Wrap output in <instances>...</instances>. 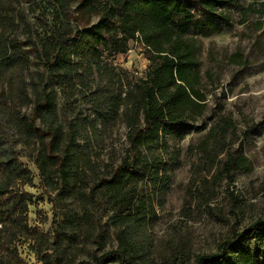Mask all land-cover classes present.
Masks as SVG:
<instances>
[{
	"label": "trees",
	"instance_id": "trees-1",
	"mask_svg": "<svg viewBox=\"0 0 264 264\" xmlns=\"http://www.w3.org/2000/svg\"><path fill=\"white\" fill-rule=\"evenodd\" d=\"M201 2L213 13L219 0ZM27 4L34 25L21 1L0 0V264H29L19 241L40 264H264V217L200 254L182 242L180 224L162 240L152 229L154 202L161 205L169 184L165 159L176 155L167 136H184L208 107L188 34H220L228 18L175 23L165 0ZM247 10L264 18V0ZM137 45L149 65L129 77L112 59ZM119 124L127 147L118 164H105L104 136ZM195 129L206 133L188 147L197 162L184 218L192 202L213 213L222 182L251 169L243 144L232 149L239 128L231 116ZM34 178L50 199V232L27 223L35 195L25 187Z\"/></svg>",
	"mask_w": 264,
	"mask_h": 264
},
{
	"label": "rangeland",
	"instance_id": "rangeland-1",
	"mask_svg": "<svg viewBox=\"0 0 264 264\" xmlns=\"http://www.w3.org/2000/svg\"><path fill=\"white\" fill-rule=\"evenodd\" d=\"M19 1L20 8L34 25V15L29 12L27 0ZM259 1L219 0L212 13L201 0H165L174 13L175 23L185 20L205 22L209 19L218 22L222 21V16L228 18L230 26L224 27L220 34L204 38L193 29L188 34L198 56L201 89L208 105L203 119L194 127L204 124L209 128L219 114L231 116L239 128L232 149H237L241 142L242 152L251 163L249 172L233 173V183L227 180L222 182L218 197L210 204L213 213L203 207L196 208L192 202L189 206L190 217L184 218L180 213L185 201L190 200L189 190H193L190 182L194 176L192 166L197 162V156L188 147L196 145L206 130L193 128L182 137L167 136L169 152L176 155L173 159H165L169 184L161 205L154 202L158 220L152 229L156 239L162 240L174 232L170 229L172 225L180 224L178 236L195 254L215 251L217 244L232 230H242L264 217V18L247 10ZM112 62L126 70L129 77H140L149 65L147 54L138 45L130 48L125 55L112 59ZM248 126H254V129L244 136L243 132L247 133ZM125 134L126 129L122 124L106 132L100 153L103 163L116 165L120 162L127 147ZM21 161L32 173H36L25 158ZM37 183L34 178V188L25 187L35 195L29 207L27 223L40 231L50 232V199L40 193ZM230 192L238 201L230 196ZM15 246L27 263L40 264L27 243L19 241Z\"/></svg>",
	"mask_w": 264,
	"mask_h": 264
}]
</instances>
